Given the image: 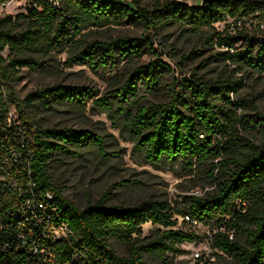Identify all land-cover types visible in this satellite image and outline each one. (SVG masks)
<instances>
[{
    "label": "trees",
    "instance_id": "1",
    "mask_svg": "<svg viewBox=\"0 0 264 264\" xmlns=\"http://www.w3.org/2000/svg\"><path fill=\"white\" fill-rule=\"evenodd\" d=\"M7 1L0 0V4ZM27 1V14L0 18V91L7 90V100L0 92V145L6 146V138L13 135L14 128L7 129L6 114L14 106L20 124L33 126L35 135L22 160L8 161L22 170L29 168L37 190L54 195L59 221L68 228L67 236L53 245L56 264H145L144 255L163 260L168 253L179 252L178 244L199 240L193 233L173 229L175 212L167 202L107 205L105 193L99 201L80 207L54 182L51 166L60 154L91 145L104 152L103 141L85 130L42 129L31 122L30 113L36 104L85 110L95 92L83 86L55 85L35 90L20 101L11 84L18 79L20 69L39 67L34 56H48L68 47L75 51L66 61L68 67L87 66L115 78L113 89L93 103L123 119L148 164L161 169L181 163L192 171L197 165L222 159L211 165L209 174L218 192L205 198L183 197L186 208L182 214L207 227L212 233L211 248L235 264H264V140L240 136L237 126L244 121L231 109L234 102L230 95L244 87L243 79L229 75L209 83L176 82L179 88L169 102L145 106L138 85L149 93L157 91L165 72L171 71L168 64L153 61L134 68L123 83L116 78L122 65L141 59L153 48L151 35L176 26L200 34L210 45L216 40L220 46L234 47L236 38L244 39L241 50L220 56L238 66L236 73L249 66L264 74V40L254 33L257 30L240 31L235 37L221 36L215 30L216 24L229 20L263 19L264 1L222 0L189 6L177 0H157L151 9L142 7L143 0H57L59 7L54 0ZM108 26H141L148 37L83 39L85 29ZM258 43L263 45L257 49ZM185 88L190 92L187 97ZM6 193L11 192L7 189ZM8 208L9 201L1 199L0 211ZM149 223L165 230L141 239L142 227ZM232 232L237 237L230 240ZM240 237L245 238L244 244ZM6 240L0 236V264H25L27 251L17 249L16 244L5 246ZM108 240L123 244L128 256L116 254Z\"/></svg>",
    "mask_w": 264,
    "mask_h": 264
},
{
    "label": "rangeland",
    "instance_id": "2",
    "mask_svg": "<svg viewBox=\"0 0 264 264\" xmlns=\"http://www.w3.org/2000/svg\"><path fill=\"white\" fill-rule=\"evenodd\" d=\"M156 1L143 0L142 7L151 9ZM177 1L189 6H195L196 2L201 3V0ZM28 8L27 0H9L4 6H0V18L27 14ZM215 30L221 36L238 35L231 28L227 29L223 23L216 24ZM82 34L87 42L148 37L141 26H108L99 29L89 27ZM150 38L153 48L148 49L141 59L122 65L116 75L117 80L123 83L134 68L153 61H162L171 67V71L165 72L157 91L149 93L143 85H138L139 96L145 106L169 102L172 92L179 88L176 82L186 83L191 80L196 83H209L233 75L236 80L243 79L244 83L238 93L230 95L234 102L231 109L244 121V125L237 126V131L245 139L256 142L264 140V74L249 66H243L236 73L238 66L220 56L227 52L226 46L218 45L216 40L213 45L207 44L200 34L185 32L182 26L165 28ZM244 44V39L236 38V52ZM262 45L258 43L257 49ZM74 52L68 47L62 51L51 52L48 56H34L33 59L39 62V67L20 69L18 79L11 84L20 101L35 90L55 85L83 86L95 92L94 99L88 102L85 110L69 105L53 104L46 108L42 104H36L30 113L31 122L42 129L85 130L103 141L104 152L91 145L72 148L70 154H60L51 166L54 182L63 189L70 201L80 207L88 202L99 201L105 193L108 196L107 205L135 206L148 201L170 204L175 212L173 220L176 225L173 229L193 233L199 240L178 244L179 252L168 253L163 260L144 255L145 264H235L233 259L211 248L212 233L207 227L192 223L182 214L186 208L183 197L205 198L218 192L219 187L209 178V174L211 165L222 159L211 164L207 162L197 165L192 171L181 163L161 169L148 164L143 154L137 150L136 142L124 126L123 119L117 113L104 112L93 103L95 99L103 98L113 89L115 78L107 72H94L87 66L75 64L68 67L66 61ZM3 55L6 57L8 50ZM0 92L3 98L7 94L5 88ZM189 95L188 88H185V97ZM11 108L17 111L14 106ZM214 174L217 178V170ZM159 230L163 231L165 228L151 223L145 224L141 239L151 238ZM236 237L233 232L229 233L230 240ZM239 241L244 244L245 238L240 237ZM108 243L116 254L128 256L126 247L120 242L108 240Z\"/></svg>",
    "mask_w": 264,
    "mask_h": 264
},
{
    "label": "built area",
    "instance_id": "3",
    "mask_svg": "<svg viewBox=\"0 0 264 264\" xmlns=\"http://www.w3.org/2000/svg\"><path fill=\"white\" fill-rule=\"evenodd\" d=\"M54 4L59 7L57 0H54ZM223 24L236 34L257 30L259 39L264 40V18L251 16ZM226 50L231 54L236 52L235 46L227 47ZM4 99L7 100L6 94ZM6 120L7 129L14 128V131L12 136L6 138L7 145H0V200L9 201V208L0 211V236L7 239L5 246L16 244L17 249L27 251L29 258L25 264H56L53 245L67 236L68 228L59 221V209L53 204L54 195L37 190L29 168L22 170L8 161L22 160L24 152L29 153L35 129L33 126L21 125L17 111L11 107ZM7 189L10 194L6 193Z\"/></svg>",
    "mask_w": 264,
    "mask_h": 264
},
{
    "label": "water",
    "instance_id": "4",
    "mask_svg": "<svg viewBox=\"0 0 264 264\" xmlns=\"http://www.w3.org/2000/svg\"><path fill=\"white\" fill-rule=\"evenodd\" d=\"M218 1H222V0H201V6L208 5V4H211V3H215V2H218Z\"/></svg>",
    "mask_w": 264,
    "mask_h": 264
}]
</instances>
